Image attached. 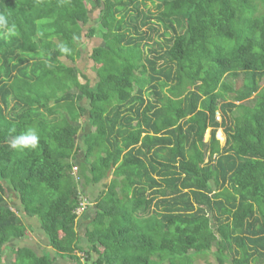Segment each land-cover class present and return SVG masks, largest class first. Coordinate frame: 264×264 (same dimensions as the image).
Segmentation results:
<instances>
[{"label":"trees","instance_id":"obj_1","mask_svg":"<svg viewBox=\"0 0 264 264\" xmlns=\"http://www.w3.org/2000/svg\"><path fill=\"white\" fill-rule=\"evenodd\" d=\"M96 5L91 85L74 64ZM0 13L18 33L0 38V264H264V0H0ZM27 127L38 148L12 150ZM21 210L54 256H4L26 235Z\"/></svg>","mask_w":264,"mask_h":264},{"label":"rangeland","instance_id":"obj_2","mask_svg":"<svg viewBox=\"0 0 264 264\" xmlns=\"http://www.w3.org/2000/svg\"><path fill=\"white\" fill-rule=\"evenodd\" d=\"M102 6H92L89 8V17L87 22H81V32H82V40L79 42V49L81 50V56L77 58L75 62V66L81 71V73L85 74L91 82V85L95 83L97 80V73L95 71V65L94 62L90 59L91 51L94 47L100 46L104 44L103 39L98 35H90V29L92 27H97L98 23L96 22V18L98 17L100 10ZM62 59V58H61ZM70 64V63H69ZM83 78L80 77L79 74V81L76 83L71 82L72 89H77L81 82H83ZM241 83V81L238 82V85ZM220 119V118H218ZM81 125L85 126V123H83V120L81 119ZM88 127V126H87ZM86 128V127H85ZM88 128H86V131ZM82 131L79 132V134L76 137V160L77 162L82 160L83 158V151L82 148L78 147L80 145V139H81ZM210 135V128L206 131L205 134V140L209 138ZM217 137L221 144L224 143V134L221 128L217 130ZM111 179V175L107 177V179L104 182H109ZM104 189L102 183L99 185H96L94 187L89 188L88 196L91 198H95L102 190ZM5 199L8 205H10L14 210L18 208L19 202L17 200V197L15 195L13 196L12 192L6 191ZM85 209L83 214L79 216L78 222H77V231L80 235V237L83 239V241H86L84 235L86 232V226L90 222V220L94 216V204L91 201H88L85 196L82 197V208ZM82 208L79 209V211H82ZM20 217L22 218L23 222L27 225L26 235L21 239H12L10 240L5 248L4 256L10 255L11 251L10 249L16 248V247H22L27 246L32 249H34L39 254H42L43 251H51L52 256H54V252L51 250V248L48 245L47 239L45 238L43 230L40 228L38 221L34 217H28L26 216L24 211H19ZM83 215H86L84 217ZM90 225H88L89 227ZM82 255V254H80ZM194 264H206L207 261L214 262V264H219L215 262L212 255H196L195 256ZM58 264H75L72 261H67L65 259L58 258L57 260ZM55 261V263H56Z\"/></svg>","mask_w":264,"mask_h":264},{"label":"clouds","instance_id":"obj_3","mask_svg":"<svg viewBox=\"0 0 264 264\" xmlns=\"http://www.w3.org/2000/svg\"><path fill=\"white\" fill-rule=\"evenodd\" d=\"M17 34L15 24L10 22L6 14L0 13V38L9 40ZM61 50L67 51L68 49L64 47ZM40 139V135L35 128L27 127L19 133L13 130V134L10 135L8 143L12 150L22 153L37 149L40 144Z\"/></svg>","mask_w":264,"mask_h":264},{"label":"crops","instance_id":"obj_4","mask_svg":"<svg viewBox=\"0 0 264 264\" xmlns=\"http://www.w3.org/2000/svg\"><path fill=\"white\" fill-rule=\"evenodd\" d=\"M63 61L67 62L65 59L62 58Z\"/></svg>","mask_w":264,"mask_h":264},{"label":"built area","instance_id":"obj_5","mask_svg":"<svg viewBox=\"0 0 264 264\" xmlns=\"http://www.w3.org/2000/svg\"><path fill=\"white\" fill-rule=\"evenodd\" d=\"M216 137H217V136H216ZM217 138H218V137H217ZM79 209H80V208H79ZM79 209H78V212H80Z\"/></svg>","mask_w":264,"mask_h":264}]
</instances>
